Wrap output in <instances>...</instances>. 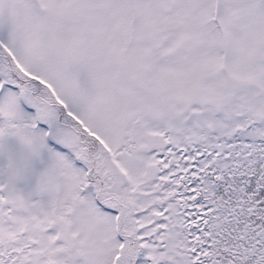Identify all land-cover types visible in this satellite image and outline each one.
Segmentation results:
<instances>
[{
  "label": "snow or ice",
  "instance_id": "snow-or-ice-1",
  "mask_svg": "<svg viewBox=\"0 0 264 264\" xmlns=\"http://www.w3.org/2000/svg\"><path fill=\"white\" fill-rule=\"evenodd\" d=\"M0 264H264V0H0Z\"/></svg>",
  "mask_w": 264,
  "mask_h": 264
}]
</instances>
